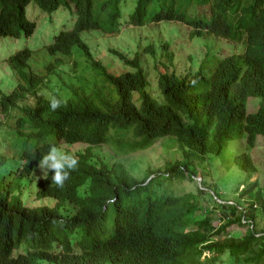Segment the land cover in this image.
I'll return each instance as SVG.
<instances>
[{"label":"trees","instance_id":"trees-1","mask_svg":"<svg viewBox=\"0 0 264 264\" xmlns=\"http://www.w3.org/2000/svg\"><path fill=\"white\" fill-rule=\"evenodd\" d=\"M29 1L46 8L45 0H0V37L31 35L32 25L23 13ZM191 1L169 0L166 8L151 18L154 21L184 20L182 9L190 6ZM194 1L198 5L209 4L211 18L208 29L215 35L220 34L227 12L234 9L236 0ZM148 18L147 9L139 1L131 22L140 25L153 22L147 21ZM198 25L207 26L202 22ZM117 26L116 18L81 16L75 31L59 35L45 48L49 56L56 57L55 68H60L52 73L51 78L56 80L49 79L46 83L52 92L46 97H37L38 110L30 107L24 115L29 121L26 131L33 129L41 134L35 139L38 144L25 152L24 166L37 164L49 146L42 144L47 136L69 144L99 145L105 140L107 131L115 128L125 152L140 150L162 137H175L183 158L181 162L173 160L171 169L183 177L194 175V167L202 166L204 161L228 163L230 166L237 164L238 174L246 170L249 173L253 167L249 155L228 154V143L242 139L243 144L251 148L257 136L264 137V15L257 30L248 34V46L243 56L218 62L215 58L204 59L198 71L190 77L166 71L159 83L165 104L159 105L140 96L139 107L135 106L132 93L139 92L141 78L134 75L109 77L101 63L92 58L80 37L83 32L92 30L116 33ZM191 35L194 36L195 32ZM74 52L82 58L81 62L73 58ZM165 55L171 62V54ZM30 57L31 53L23 50L11 56L8 63L20 71L27 67ZM61 75L68 76L69 84L87 81L94 86L88 84L92 88L89 90L81 85L73 100L51 111L48 107L50 96L55 95L63 101L71 99V93H66L62 87L68 84H58ZM99 80L102 82L100 85ZM42 82V77L32 75L25 80L24 88L36 92V87ZM77 86L69 90L72 92ZM86 91L98 97L85 101ZM248 97L260 101L254 114H246ZM0 105L5 114L9 108L7 97H3ZM183 147L191 150L188 156ZM171 149L180 155L176 148ZM174 151L169 150L167 154L173 156ZM223 152L227 154L228 162L224 161ZM88 161L87 152L79 156L77 168L62 188L50 186L49 179L40 183L38 197L52 198L53 206L50 207L23 209L16 198L8 200L5 191L0 189V264H49L58 259L68 260L67 264H104L103 261L112 264H218L219 257L224 254L231 264H264V228L255 230L253 207L249 215H244L238 209L241 208L239 205L219 206L222 214L232 219H228L216 235L232 223L242 225L243 217L247 227L252 228H246L241 238L224 237L213 241L214 233L208 229L210 222L207 220L196 223L195 233L186 234L179 229L183 219L172 210L173 204L169 201L125 206L108 172L97 169V165L92 166ZM233 169L228 167L230 173H234ZM242 177L246 178L245 175ZM3 178V174L0 175V181ZM87 181V195L81 197L79 189ZM251 187L254 185L250 184L246 189L248 196H251ZM109 198H116V202L106 205V210L117 216L125 233L115 238L106 252L97 253L93 248L99 240L94 237L95 228L97 221L104 217L102 207ZM66 203L77 206L74 216L64 209ZM256 203L264 214V201ZM74 233L86 234L77 242L76 250L72 249L69 241ZM22 246L27 247V253L13 259V252ZM59 248L63 252H58ZM205 250L218 257L200 261Z\"/></svg>","mask_w":264,"mask_h":264},{"label":"clouds","instance_id":"clouds-1","mask_svg":"<svg viewBox=\"0 0 264 264\" xmlns=\"http://www.w3.org/2000/svg\"><path fill=\"white\" fill-rule=\"evenodd\" d=\"M141 2L143 7L147 9V13L149 14V18L147 21H153L146 23L144 25L135 24L131 22V16L133 15L136 6L138 2ZM169 0H45L43 3L46 6V8H40L38 5L34 4L33 2H28L24 7V17L26 20L32 25V31L31 35L28 37L20 36L25 39L31 37L34 34V31L36 29L35 23L30 21L27 18V7L29 4H34L39 10L45 12V13H54L60 8L67 9L70 13V16L73 18V25L72 29L69 31H60L56 36H54L53 41L55 38H57L59 35L62 34H69L76 30V28L79 26V18L81 16L90 18V19H106V18H116L117 19V28L118 31L116 33H107L102 30H92L96 31L101 35H108V36H118L120 32H124L126 30H131V27L139 28L144 26H157L161 23H166L165 27H168L170 30V25L174 24H180L182 26H185L188 29V39H191L193 41H204V40H210L212 39H220L223 43H228L232 46L233 51L229 55H222V56H216L214 54L208 55L206 53V43L202 44V57L199 59V64L197 66V69H189L185 71V74L180 75L182 77H190L191 74H195L201 62L204 59H212L215 58L218 61H223L228 58L237 57V56H243L247 50V36L249 33H252L257 30L260 21L262 20V17L264 15V2L260 0H236L235 7L232 11L227 12V16L225 20L223 21V29L221 30L220 34L215 35L211 33L208 29V25L210 23V12L209 7L207 5H198L194 0L191 1L190 6L185 7L182 9V12L184 13L185 19L184 20H168V21H154L151 17L154 15L160 14L167 6ZM123 8L127 9L129 11V15L127 19L123 22L122 21V15H123ZM146 21V22H147ZM199 22L207 24V26H200L198 25ZM145 23V22H144ZM91 32V31H88ZM83 32L80 37L84 33ZM195 32V35L192 36L191 33ZM19 37V38H20ZM5 38V37H0ZM9 38V37H7ZM19 38H10V39H19ZM200 39V40H195ZM81 40L87 45L86 41L81 38ZM52 41V43H53ZM51 43V44H52ZM164 42L159 44L158 48H153L151 46L144 47L143 49L137 50L133 56L129 57L126 54H124L119 49H109L108 52L114 55L116 58L120 60V66L122 68L121 72L114 73L110 72L104 63L95 57L90 50L91 56L94 60L99 61L105 71L109 74V77L111 78H121L125 77L127 75H134L139 78H141L142 86L139 89V92H133L132 93V99L136 107L140 106L141 99L147 97L149 100H151L153 103L157 102L159 105H164V97L159 89V83L162 76L165 75L167 72H174L173 70L170 71V68L172 66V62L163 61L161 62L160 57H167L165 53H169L167 43L169 44L170 48L171 45L169 42ZM49 44V45H51ZM48 45V46H49ZM46 46V47H48ZM45 47V48H46ZM23 50H28L31 53V57L28 61L27 67L24 69H20V71L16 70L14 67L10 66L8 63V59L15 55L18 52H21ZM35 52L24 48L22 50H19L15 52L14 54L10 55L7 58V63L9 68L11 69L15 81L16 86L15 89L9 93V94H1L0 95V104L3 100V97H7L8 101V111L3 114L2 108H0V113L4 117V119L0 120V127L2 129L0 135L3 138V140L0 143V148H8L5 149L4 152L0 154L2 155H10L14 153L17 155V158L19 161H21V166L18 167L14 172L11 170H6L3 168H0V175L4 176L3 180L0 181V189L4 190L6 193V197H8V200H11L13 198H16L19 206L23 209H29V208H35V207H45V206H53V199L52 198H46L41 199L38 197V191H39V185L43 181H47L49 179V185L54 188H62L67 183L71 173L77 168L78 166V158L80 155H83L84 153H88V156L90 158V161H88L92 166L97 165V169H104L108 172V176L111 178V180L116 184V191L117 194H120L121 197L124 199L123 203L125 206L134 207V206H140L141 204H145L148 201L153 202H159V201H169L171 204H173L172 210L177 212V216L182 218L183 221L179 225V229L183 233H195L196 232V223H199L200 221L207 220L210 222L209 230H212V233H214L212 240L216 241L224 237H230V238H241L244 235V232L246 231L247 227V221L244 220L242 217L243 223L242 225L240 223H232L230 226H227L223 232H221L219 235H216V232H218L222 225L226 224L228 222V219H232L231 216L226 215L224 216L221 212V209L219 206H231L235 207L236 205L241 206V208L238 209L244 213V215H249L251 212V207L254 208V212L256 215V219L254 220L255 230L260 231L264 228V214H262L260 206L257 205L256 201H264V189L258 186L257 179L255 178L252 181V178H254L257 174V168L254 166V163L252 162L253 167L247 173L246 170L244 175L246 178L242 177L237 178L236 182L234 183L236 185V189L238 186H242L240 190L237 191V197L232 198V201L225 200L226 197H223L220 191H218V188L227 190V188L224 187L222 184L223 182L220 180V177L217 179L216 183H212V187L209 188V193H206L203 191V189L198 187V190L196 194H193L191 199H188L184 195H173L165 190L163 188V185L165 183H169L171 179H175L178 181H188L193 182L195 180L196 174L199 169H206L208 172L207 164L212 168H219V171L221 169L225 170V173L228 174V176L237 177L235 175V172L238 174V165L236 166L229 165L228 163L222 165L221 163H218L217 161L213 164H210L208 161H204L202 166L194 167V175H189V178L185 175V177L181 176L180 174H177L176 170H172L173 167V160H177L178 162H181L183 156L181 153V149L179 148L176 138L175 137H162L157 139L154 143L151 145L145 146L144 148L140 150H134L130 152H125L124 149L119 144V135L115 128H110L105 136V140L101 142L99 145H88L85 143H74L69 144L64 141H58L55 137H49L47 136L42 144H49L48 148L42 152L37 164L35 166H24V154L27 150H29L32 146L38 144L35 139L39 137L40 133H35V131L32 129L30 132H27V127L29 126L28 119L25 118V113L30 107H33L34 109L38 110V104H37V97H46L49 95L52 91L50 88L46 86V83L51 79L52 81H55V78H51L52 73L58 71V68H55V59L56 57L49 56L45 49L44 54H46L50 59V64L46 67L47 75H40L34 72L30 67V60L33 58ZM170 57L173 58L171 55ZM148 59H150L149 64L152 66V71L156 73V80H155V86L151 85V81L149 79V71L150 68L148 66ZM188 60H191V57H188ZM188 62V61H187ZM160 67H162L163 71H159ZM176 73V72H175ZM178 74V73H176ZM32 75L39 76L44 79V82L36 87V92L33 90H27L24 88V82ZM179 75V74H178ZM187 75V76H185ZM190 75V76H189ZM64 84V83H63ZM92 85L88 83L87 81H81L78 83H72L68 84V86H62L66 93H71V99L70 100H62L58 99L55 95H52L49 97V109L51 111H55L57 108H59L61 105H67V103L71 100H73L76 97L77 91L80 89L81 85H85L91 90L92 88L89 85ZM102 84V82L99 80L98 85ZM110 85L114 87L113 84L109 82ZM71 92L69 88L72 86H76ZM94 86V85H92ZM61 94H65L64 92H59ZM84 96V100H88L94 97H98L97 94L94 96L91 94L90 91H86ZM249 98H255V97H248L245 104L246 114H254L256 110L253 111V109L258 108L259 103L256 101H249V104L251 103H257L249 106L248 108V99ZM29 99H31L33 102L29 103L27 102ZM257 99V98H256ZM259 100V99H258ZM260 102V101H259ZM1 107V105H0ZM8 119V123L6 126H1L2 123ZM3 132V133H2ZM5 132V133H4ZM11 133H15L21 140H24L23 142L20 141L18 146L20 147V151L15 150L17 144L14 142V148L12 146L7 145V141L9 140L6 138V135L8 134L11 136ZM258 137V136H257ZM256 137V140H257ZM262 137V136H261ZM264 138V137H263ZM50 140H55L54 142H51ZM251 147L253 149L256 144ZM161 142L160 148L164 151H169L176 148L177 151L180 152V155H178L177 152L174 151L173 156L168 155V161L165 163V168L163 171L159 170H148L144 173L142 178L137 179L131 175L128 174V171L122 168H118L116 166H107L101 159L98 158V153L103 151L105 148L114 147L115 152L118 153L119 159L123 160H129V159H138L144 157L143 152H145L147 149L152 148L156 143ZM22 143V144H20ZM29 143V145H27ZM66 144L67 146L71 147H77L74 150V153H71L70 151H62L58 147L62 144ZM230 143L231 149H230ZM112 145V146H111ZM180 145V144H179ZM229 154L230 155H238L241 153H246L249 155L250 159L251 157V150L250 147L244 144L245 147H243V141L242 139L235 140V141H229ZM186 155L188 156L191 153V150L183 147ZM14 155V156H15ZM226 153L223 152L224 161H229L228 158H226ZM194 163V162H193ZM2 161L0 160V167H1ZM218 166V167H217ZM228 167H231L234 171V173H230L228 170ZM40 169L42 175H37L36 171L37 169ZM181 168V166H180ZM182 170V169H181ZM212 170V169H211ZM223 172V171H222ZM219 174V172H218ZM158 176L162 177V180H159L156 182L155 185H153L154 180L158 178ZM213 176H215L213 174ZM216 177V176H215ZM8 178V179H7ZM203 183V179L201 180ZM26 183L27 185L34 184L35 186V195L30 198V196H26L27 198H30L34 203H43V202H50V205L47 204H26L25 197H22V193L24 192L23 184ZM250 184H253L254 187L251 192V196H248V193L246 192V189L250 186ZM89 186V183L87 181L86 185H83L80 187L78 195L81 197H84L87 195V187ZM251 199H249V198ZM207 200L209 211L202 208L201 201ZM116 202V198H109L106 200V204L102 207V215L97 221V225L95 228V234L94 237H98V243H96L93 248H95V251L97 253H103L106 252L109 245L114 241L115 238L122 237L125 233V228H123L122 224L119 223V220L116 215H113L109 211L106 210V205H111ZM65 210L69 211V214H73L74 211H77V206L74 203H66L64 206ZM216 213H218V219H219V225L215 227L213 225L214 218L216 217ZM73 214L72 216H74ZM261 220H260V218ZM263 222L262 226H258V222ZM239 227L243 229V232L238 237H233L231 235H228L226 233V229L228 228H234ZM252 228V227H251ZM86 234H79L74 233L71 235L70 238V246L72 249L76 250V244L77 242L84 237ZM260 234H257L256 236H259ZM28 249L26 246L20 247L18 250L13 252V259H17L19 255L27 253ZM58 252H63L61 248L57 250ZM207 254L208 256H204ZM211 256L218 257L215 253H210L208 251H203L200 261H203L204 258H209ZM202 257H204L202 259ZM221 258V259H219ZM219 263L218 264H231L228 260V256L226 254L219 257ZM224 258H226V261H224ZM202 259V260H201ZM97 262V261H94ZM68 260H62L58 259L56 262H49V264H67ZM104 264H112L110 261H103ZM41 264H48V263H41Z\"/></svg>","mask_w":264,"mask_h":264},{"label":"rangeland","instance_id":"rangeland-1","mask_svg":"<svg viewBox=\"0 0 264 264\" xmlns=\"http://www.w3.org/2000/svg\"><path fill=\"white\" fill-rule=\"evenodd\" d=\"M128 15L129 11L123 8V22L127 19ZM27 18L34 22L36 26L34 34L31 37L27 39L23 37H20L19 39L0 38V95L11 93L16 86L14 75L6 61L7 58L15 52L27 48L35 52L33 58L29 62L31 69L37 74L47 75V71L45 69L50 64L51 59L46 54H44V49L46 46L52 43L54 36H56L60 31L71 30L74 21L67 9L60 8L54 13L49 14L39 10L32 3L27 7ZM165 26L166 23H161L157 26L149 25L139 28L131 27V30H126L124 32L121 31L118 36L101 35L96 31H91L84 33L81 38L86 41L93 55L100 59L104 65L110 69V72L114 73L121 72L122 68L120 66V60L109 53V49H119L124 54L131 57L137 50L143 49L144 47L151 46L153 48H158L160 43L169 42L171 48L167 43L168 51L173 56V62L170 71L173 70L179 75L185 74V71L189 69H197L199 59L203 55L201 43H206V53H208L209 56L212 54L216 56L229 55L232 53L231 51H233V48L230 44L223 43L220 39L209 38L210 40L204 41H193L188 39V29L180 24L170 25L171 30ZM195 40L200 39L195 38ZM188 57H191V60H188ZM73 58L77 61H82V58L76 52L73 53ZM160 58L161 62L167 61L166 57L164 56ZM149 62L150 59H148V66L150 68L148 73L149 79L151 81V85L155 86L156 73L152 71V66L149 64ZM57 68L59 69L60 67ZM159 71H163L162 67H160ZM79 73L82 74L83 71H80ZM61 77V80L58 81L59 85H63V83H70L67 75H61ZM249 101L259 102V100L256 98H249L247 103L248 108L249 106L252 108L253 104H256V107L258 105L254 102L249 104ZM27 102L32 103L33 101L29 99ZM256 109L257 108L253 109V111ZM1 119H4V117L0 113V120ZM7 123L8 119H6L1 126H6ZM1 131L2 129L0 127V133ZM3 138L4 137L0 135V143ZM6 138L9 139L6 143L7 145H10L12 148H14L15 142L17 144L15 150L20 151L18 144L20 141L23 142L24 140H21L15 133H11V136L7 134ZM50 141L54 142L55 140ZM27 145H29V143H27ZM160 145L161 142H158L152 148H149L145 152L141 153L144 156L142 158L129 160L119 159L120 157L118 156V153L115 152L114 147L111 145L112 147L105 148L103 151L100 150L98 153V158L101 159L107 166L114 165L118 168L125 169L128 171L129 175L140 179L148 170H164L165 163H167L169 158L167 152L162 150ZM242 146L245 147L244 144ZM8 148H0V154ZM58 148L65 152L68 150L71 153H74V150L77 147H69L62 143ZM250 150L252 157L251 161L257 168V174L254 178H252V181L256 178L258 186L264 189V138L258 136L255 147L253 149L250 148ZM14 155L15 154L12 153L10 155L0 156L2 161L0 168L14 172L18 167H20L21 161L18 160L17 155ZM206 168H208V172L206 169L198 170L193 182L171 179L169 183H165L163 185V188L175 196L184 195L188 199H191L192 195L196 194L199 185L204 192L210 194L209 188H211L212 183H216L217 179L220 177V180L223 182L222 184L225 188H227V190L218 188V191H220L223 197H226L225 200L232 201V198L237 197V191L240 190L242 186L240 185L236 189V185L234 183L236 182L237 178H240L244 175L243 172L239 174L235 172L237 177H230L223 169L219 171V168H211L208 164ZM36 174L42 175L39 168L37 169ZM213 174L216 177L213 176ZM202 179L203 183L201 181ZM159 180H162V177L158 176V178L154 180L153 185H155ZM23 188L24 192L22 193V197H25L26 204H51L50 202L34 203L32 200H30V198L35 195L34 184L27 185L24 183ZM26 196H30V198H27ZM201 204L202 208L209 211L207 200H202ZM215 215L216 217L214 218L213 225L217 227L219 225V214L216 213ZM262 223L263 222L259 221L258 226L261 227ZM242 232L243 229L239 227L226 229V233L233 237L240 236ZM204 256L208 255L205 254ZM203 258L204 257H202V259ZM224 261H226V258H224Z\"/></svg>","mask_w":264,"mask_h":264}]
</instances>
